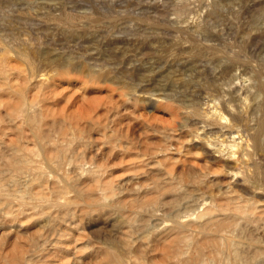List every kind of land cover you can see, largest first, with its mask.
<instances>
[{"label":"rangeland","instance_id":"374dc122","mask_svg":"<svg viewBox=\"0 0 264 264\" xmlns=\"http://www.w3.org/2000/svg\"><path fill=\"white\" fill-rule=\"evenodd\" d=\"M175 1L179 3H176ZM238 1L241 3H239ZM238 1L237 0H216V1L215 0H0V65L2 64L3 66V64L6 63L4 67L8 73L7 76L10 74V78L8 79L7 76H4L3 74L0 73V86H1L0 114L3 115L2 117H6L7 113L4 112H7L8 108H5L7 107V105H10L11 107H13L12 104L17 103L16 105H18L19 96L17 93L19 92L16 90L23 89V91L26 93L25 96L27 95L26 96L27 99L28 100L30 99L31 101H36L38 107H41L40 109L43 111L48 109L49 116L52 115L51 117L52 118L54 117L53 120H57V119L60 120V118H62L60 116L63 114L62 115L63 118H66L67 121L71 124V126H73L74 125L73 123L76 122L78 125L77 124L75 125H77V127H79V129L84 133L86 139L87 140L89 139L88 140L89 143L87 147L82 148L81 151H79L78 156L79 158H81V160L78 158V161L81 163V167L83 169L86 168L88 169L89 168L88 166L90 165H91L90 168L91 167L94 168L96 166V168L94 169H96L101 174V176L103 177L102 179H104L103 180L104 182L106 180L112 182L114 187H116V189L119 192L121 190L122 193L120 192V194L123 195L120 194L119 195L122 196L121 199L123 198L124 200L122 201L124 202H127L128 199L129 201H131V199L132 200L135 199V196L137 197V195H134L136 191L135 189L139 191L140 189L142 190V188L145 187L147 188L152 187V184L154 185V183L156 182L155 178L157 181H160L163 184L165 181L167 182V180L169 182L170 179H172L173 182L175 183L176 175L177 178H180L183 175L185 178H189L188 177L189 174L192 177L193 176L197 177V181L199 178L200 179L202 178L201 181L199 179V182H203L202 184L197 182L199 183L198 184L199 187L195 183L196 185L195 188H193V191H192V187H194L193 184L194 182L192 183L191 180H190V184L189 181L188 182L185 181L186 183L185 184L183 183L184 186L179 182H176L175 184L178 188L177 192L179 191V193L177 194L176 191H173L171 192L173 194V197L172 194L171 195L167 194V196L165 195L166 197L163 196V198L161 197V201H162L160 205L161 207L160 206L158 207V209L160 210L157 209L155 211L153 208L154 211L152 213H151L152 210L151 206L146 207L145 209L147 210L143 209L142 213H141V209H138L137 211L126 209L131 213L136 212L137 215L135 213L131 214L127 211L126 213L128 215H126L125 212H120L121 210L120 209L118 210V207H115L114 210L112 207L105 206L106 208L105 207L103 208L102 206L101 208L98 207V210L97 208L94 209V211L91 212L92 214L89 213L88 215V214H82L79 210L80 207L78 208L75 207V209L73 208L72 214L70 216L72 218H70L69 216H65L66 218L64 219L63 218L64 213H62V211L59 210L57 212V214L59 212L60 214L62 213L60 216L59 214L58 215L56 214V210H52L50 213L53 214L51 216L53 217V219H55V221L52 222L56 224L55 230L57 231V234L56 236L50 237L53 242H51L52 244L50 243L49 245V247L52 246L50 247L51 249L49 248L50 251H47L49 253L46 252L47 254H44L38 259H36L38 261L41 259L39 262L37 261L38 263L36 262V264H79V262L80 264H91V263L94 264L93 262H90L91 254H93L97 250L109 248L110 246H113L114 249L119 253H123L126 255L127 253L125 251L124 246L117 243L118 241L122 240L121 239L122 237L124 239L125 236H123V234L124 235L127 234L126 237L129 240L134 238L133 236L136 235L135 236L136 238L132 239V241H136L133 244V249L134 251H136L135 252L136 254L139 253L138 250H135L139 248L137 247L138 243H139L138 246L140 245L141 246L140 248H143L142 250H144V248L153 250L154 248L153 244L154 245L157 244L156 237L159 236L160 233L165 232L168 229V227L171 228L175 227L176 222L178 223V221H182V219L184 218L187 219L186 217H195L194 215L199 213L198 212L199 210L202 212L205 206H207V204H211L214 200L215 203L217 201L219 204L220 203L219 198H221V194L226 191L231 192L232 193L231 195L243 196V197L245 196L244 197L245 199L251 197V199H253V201L256 203V206L259 205L260 207H262V209L264 208L263 207L264 206L263 203L264 202V192H263L264 191V155L261 152L256 151L254 146V135L256 132L255 130L257 129L259 122L263 119V112L258 111L257 114H255V112L254 113L251 112L253 107H255L258 103L260 104L263 103L264 101V0H245V1L238 0ZM221 4L223 7L221 6ZM175 6L176 8H174ZM179 6L182 7L178 8ZM184 6L186 7L183 8ZM207 10H209L208 11L209 13L207 12ZM175 12L181 18L178 17L176 14H174ZM204 12L206 15L204 14ZM186 14L187 15L189 14L190 16L189 15L187 16ZM186 16L188 18L187 20L184 19L186 18ZM170 17L177 19L178 23L177 20L175 19L172 20ZM72 18L74 21L73 27H71L72 25L68 21V20H72ZM184 21L185 22L188 21L190 22V24L188 25L186 24L188 22L185 23ZM195 22L201 24L205 28L204 33L202 32L199 34H195L191 31V28L195 25ZM192 24L193 26H191ZM185 27L188 28V30L190 31H188ZM43 58L45 60L47 58H52V60L55 59V62L47 63ZM70 59L72 60L71 62ZM67 62H70V64L75 65V66L71 65V68L73 66L74 69L73 68L70 69L69 68L70 66L68 67ZM55 63L57 64L54 65ZM179 63L180 65L178 66ZM169 64H171L172 66ZM6 65L7 66L9 65L8 68L6 67ZM75 67L77 68L76 70ZM179 67L181 71L180 69L178 70ZM231 68H233L232 71ZM146 71L150 72L151 74H148V72ZM176 73H178L179 75H176ZM136 74L137 76H135ZM101 75H104L105 77ZM150 75L151 76L153 75V77H151ZM169 77H170L169 80H171V82L168 80ZM154 78H156V80ZM25 79L28 81H26ZM138 79L140 80L139 82L137 81ZM182 79L184 80V82H181L183 81ZM44 80L49 85L48 86L46 83H44L48 86L47 88L43 87L46 88V91H44L45 89L41 88L42 87L41 85L44 82ZM190 80H191V84L189 82ZM32 82H34L35 84ZM37 82L38 83L41 82V83L38 85ZM4 83H6V85ZM23 83H26V85ZM130 84L136 86L134 90L138 91L137 95L139 93L142 95L143 99H145L146 102H144V105L143 102L142 104L140 103L142 105L141 106L140 104H138V102L136 103L134 101V98L136 96L133 92H131L132 90H129L131 89L132 86ZM145 85L146 87L147 85H149L147 87L148 89H145L146 88ZM187 86L189 87L187 88ZM126 87L128 88L126 89ZM189 88L191 89V92ZM40 90L42 91V94ZM131 94L132 97L134 96L135 97L132 98L130 96ZM156 94L157 96L162 95V97L163 96L169 97L170 99L173 100L174 103L176 102V104L170 105L168 104L167 101L165 103V101H163L165 99L163 98H161L163 99L161 103L150 100L149 96H153ZM11 95L14 96L12 97ZM173 95H175V97ZM10 97H12L13 101L14 100L15 101L14 102L12 100L10 101ZM152 98L155 99L157 97L153 96ZM65 99L68 101H66ZM77 100L79 101L77 102ZM193 101L200 103L199 107L201 106L200 107L201 110L200 109L199 110L201 112L203 109L205 113H208L209 111H216L217 113H220L223 117V121H225L223 123V126H226L224 127L226 129L216 130L215 128L209 127L206 123H204L206 124L204 126L201 125L203 123L195 124L196 122L192 118H191L192 120L190 118L187 119L188 124L187 126H185L186 129L185 127L182 128V124H184V121L181 114L184 112V110H182L183 112L182 111L178 112L175 110L176 109L175 107L181 105V103L183 104L185 102L186 104H190ZM72 103L74 104V106ZM149 103L151 105H149ZM43 104H45L46 106ZM42 106L43 107L45 106V108L42 109L43 108ZM248 109L250 110L248 111ZM49 112H51L52 114ZM178 113L180 116L178 115ZM251 113H253V115H251ZM64 114H66L67 116L65 115L64 117ZM70 114L71 116H73L72 118L70 117ZM49 122H51V118L49 119ZM50 124L51 123H49V125ZM191 124L193 127L190 130ZM81 127H83L84 129ZM201 128H203V130H201ZM196 129L200 130L201 132ZM192 130L194 132L191 134ZM224 131H226V133H224ZM229 131H231V134L229 133ZM154 132H156V134ZM197 132H199L198 136L200 135V137H196L195 134ZM161 134L165 136H161ZM171 134L173 137L171 136ZM169 136H171L172 139H175L176 137L177 138L180 137V138L175 139L176 143L175 140L172 139H171L172 141L170 140L171 143H169ZM194 136L196 139H194ZM263 136L264 135H262V139L264 140ZM161 137H163V139ZM164 137H166L165 139L168 140V143L164 139ZM232 137H234L235 139H232ZM191 138L192 140H190ZM126 140H128V142ZM178 140L179 142L177 144ZM182 140H185L184 141L185 143H182L183 142ZM208 140H210V142ZM213 140L216 141V143ZM147 141H149L150 143ZM222 141L225 142L222 143ZM204 142H206V144ZM207 142L209 143L207 144ZM217 142L219 144H217ZM158 143L161 144V145L159 144L161 147L163 148L166 147L165 148L166 150H164L162 154H160L161 151H158L160 147ZM174 143L175 145L177 144L176 149L173 148L175 146ZM179 143H181L184 148V150H182L183 155L181 153L180 156L177 152L179 148L178 145H180ZM131 144H133L134 146ZM213 144L214 145L217 144V145L212 146ZM153 145L154 147H152ZM202 145L205 147H202ZM232 145L233 146L235 145V147H232ZM126 146L127 147L131 146L132 150L130 148H127ZM206 146L207 147L209 146L208 147L209 149ZM210 146H212L213 148L215 147L216 151H218L219 148L220 149L219 151L224 152L225 149V153L221 154L220 152L219 155V153H215L214 149ZM122 147L126 149H123ZM221 147H223L222 150ZM243 147H246V149ZM142 148L143 150H141ZM185 148L188 150L186 151ZM236 148L240 151H238ZM145 149L146 152H148V154L155 153L154 155H158L156 156L157 158L150 157V155H145L146 154ZM148 149H150L152 152L150 153L149 152L150 150L148 151ZM210 149L213 150L211 151ZM230 150L234 152H231ZM246 150L248 151L246 152ZM235 151H237V153L239 152L241 155L240 154L238 155ZM135 153L136 155H134ZM233 153L237 154V155L235 154L237 156V157L235 156L236 158H239V156L240 158L243 157L250 158V160L248 161L246 158L245 161L246 166L248 165L247 171H249L250 173L247 171L243 172V176H242L241 172L243 170L241 169H240L241 174L237 173L239 171L238 169H236L237 165L235 162L237 159L230 157V155ZM214 154L216 156L218 154L219 156L216 157ZM185 155L187 156V158ZM133 156H135L136 158H140V157L141 158L138 161V159L136 160V158L134 157L135 159L133 158L134 159L133 160L132 159ZM161 156L163 159H161ZM167 156L168 157L170 156L171 159L177 158L176 162L174 164L171 163V161H169V163L161 162V160L164 161V158H167ZM221 156H225V160L224 157ZM159 157H160V162H158ZM178 158H180L179 160L180 162L178 161ZM182 158L184 160H182ZM219 158H222V160ZM153 159L154 160L157 159V161L155 162ZM134 161L135 162L138 161L137 164H135ZM144 161H146L147 164L150 163V165H145L146 163ZM185 161L186 163H184ZM188 162L189 164H187ZM170 163L174 165L170 168V170L172 171L173 174L176 173V175L174 174L172 176V174L166 175V173H164V171L171 166ZM180 163L182 164V166L179 165L180 166L179 167L178 164ZM185 164L186 166L184 167L183 165ZM161 165L163 166V168ZM193 165L194 166L196 165L195 168ZM230 165H233V168H231L232 166ZM155 167L157 169H155ZM199 167L200 170H198ZM132 168L134 169L132 170ZM140 168L144 171H139ZM188 168L190 169L188 170ZM66 169H68V167H66ZM151 169H153L154 171H152ZM72 170L73 169H71V172L69 170V172L72 181H74L77 178L76 177L77 174L75 171H73L74 172L73 173ZM134 170L135 172H133ZM190 170H193L194 174ZM158 171L160 172L159 174ZM198 171H200V173H198ZM202 172L206 174V175L204 174V177ZM161 174L163 176H161ZM256 174L259 175L257 176ZM134 175L136 176V178ZM164 175H166V177L168 176L167 179H165ZM139 176L142 178H139ZM171 176L172 177L175 176L174 179ZM232 176L235 178H233ZM245 176L247 177L249 176L248 178L251 177L254 178V180L257 181L256 183H259V185L256 184L255 188L250 187L248 183L245 182L244 179ZM204 178L206 179L204 180ZM152 180L155 182H153ZM138 182L140 183V185ZM168 182L166 184H168ZM81 183H84V181ZM174 183L172 184L175 186ZM178 183L180 184L179 186L180 188L178 187L179 185ZM187 183L189 185H187ZM205 183L206 185L204 186L203 184ZM214 183H216V185ZM221 184H223L221 188L224 189L220 193L217 189H220ZM84 185L86 184H83V186ZM207 185L210 187V189H212V191L210 190L209 192L210 194L208 193L209 187L207 188L206 187ZM228 186H230V188L227 190L226 187L228 188ZM212 187H215L216 190L215 188ZM187 188L190 189L189 190L190 192L188 191ZM206 188L208 191L206 190ZM214 190L217 192H215ZM75 191L76 190L69 189L70 192L69 196H72L73 194L72 197H75L77 193V191L76 192ZM247 194H249L250 196ZM182 195H184V197ZM214 195H216L215 198H213ZM169 196H171L170 199ZM223 196L221 198V200L223 201L220 200L223 203L220 204H224L226 202ZM174 197L177 198L175 199ZM211 197H212V201H211ZM115 198H113V200H115ZM179 198H181V201ZM125 199H127V201ZM162 199H164L165 202ZM166 202H168V205L166 204ZM169 202H171L174 208ZM149 207L151 208V210ZM260 207L258 208V210H260ZM148 209L150 210L151 214H149ZM262 209L260 211V216L261 214L264 215V213H261L262 211L264 212V209L263 210ZM144 211H146V213ZM195 211L197 212L196 214ZM165 212L166 213L168 212L169 214H166ZM75 213H77L79 216L77 214L75 215ZM176 214L178 215V217H176L177 216ZM129 215L132 218L134 216L135 217L133 218V221L131 223L127 224V220L130 217ZM165 215L166 216L172 215L171 217L168 216V218L170 217L173 219L170 220L169 218L167 221L166 220L167 218L164 217L165 219L162 221L161 220L163 218L162 216ZM263 215L261 217H264ZM58 216L60 217V219ZM149 216H154V217L150 218ZM22 217L24 219L27 218L24 216ZM23 218L21 219L23 223L21 221L19 222L16 221L15 224L17 225L18 228L22 227L21 229L24 232L25 231L27 232L25 234L27 237H23V240H18V241L23 242L24 238H26L25 240H27V238H29L28 237L29 235L30 238L32 239L35 238V240H40L41 238L42 240L51 233V231L49 233L50 229L48 230L49 228L48 227L49 224L47 225L48 222L44 221L45 219H43L42 217H41L42 219H40V217L37 219V217L35 216L36 219H34L33 217V220H29V221H27V219H31V218H27L25 221ZM119 218H122V220ZM1 219L2 218L0 217V221ZM175 219L176 221H174ZM103 221L106 222L103 223ZM165 221L168 224L165 223ZM238 221H241V219L240 220L238 219ZM20 222L24 226L22 225L19 226L18 224ZM37 222L40 223L38 224ZM44 222H46L47 226L45 225ZM60 222L62 224V227L59 228V226H61ZM57 223L59 224V226ZM15 224L11 222L6 223L4 225V227H6L4 229L5 231H3L2 233L5 234L6 232L8 233V231L16 227ZM40 224L41 226H39ZM108 224L109 225L111 224L112 226L111 225L109 226ZM172 224L173 226H171ZM156 225L158 227H155ZM72 226L73 228L75 227L74 229L76 231L72 229ZM263 226L264 223H261V226L259 225L258 229L260 231H263L264 230ZM8 227L10 230L8 229ZM163 227H166L167 229L166 228L163 229ZM239 227L240 228L243 227V229L245 230L239 229ZM239 227L235 231V238H234L235 246L239 247L240 249L244 248L243 250H245V247H247L248 248L247 250L251 252V248L253 249L254 248L253 246L255 245L256 247L257 246L261 247L257 249L263 250L264 252V249H262L264 248V234H262V232H260L258 229L257 230L255 229L257 232L256 234L251 232L254 230V228L250 229L252 227L251 226L248 227L245 224H241ZM159 229H161L162 231ZM111 230L112 232H110ZM158 230L161 232L158 233L159 232ZM240 230L244 231L243 233L245 234L243 236H241L243 233L241 234L242 231ZM66 231L68 234H66ZM77 231L79 235L77 234ZM126 231L128 232L124 233ZM238 231L240 232L238 233ZM250 232L251 234H249ZM116 233L119 234L118 237L116 236L117 239L119 238L118 241L114 237ZM237 233L240 235H237ZM129 234L131 236L132 234L134 235L130 238ZM57 235L59 237H57ZM153 235L155 236V239ZM247 235H249L250 237H248ZM77 236H80L79 237L80 239H78ZM61 237L63 240L64 238L65 239L67 237L68 238L66 239V241L65 240L63 241L60 239ZM240 237L243 240L240 239L239 242L238 239ZM246 237H248L249 239ZM73 239L75 240V242ZM13 240L14 239L8 240L9 242L7 241L5 246H3V248L0 247V250L1 249L4 250V251L2 250L1 253L3 252L5 254H14V252L17 253L16 251L19 252L21 245L16 239L15 240L18 242V244L15 240L14 241ZM137 240H139V242ZM250 240L252 243H250ZM256 240L258 243L255 244ZM123 242L124 240L121 241V244ZM161 242L162 241L158 243L159 247H161V251L159 249L157 252L156 251L151 252L152 254L155 253L153 254L154 256L148 253V251L150 252V250H148L146 256L145 254L144 256L142 254H140L142 256L137 254L138 257H136L137 255L133 251H131L132 253L130 254V256L128 255L127 257L131 258V256L135 254L134 257H132L133 260H135L136 257V259L138 258L139 261L141 260L140 262L142 261L148 262L150 261L149 258L151 259L152 256L159 264L163 261V258L161 256V254L163 253L162 250L164 251L165 246H167V244ZM241 242L242 243L244 242V244H241ZM151 243L153 244L151 245ZM246 243L247 245L244 246ZM63 245H65L66 247H63ZM148 245L149 247L150 246L151 247L149 248ZM248 245L250 246V248L248 247ZM57 246H61V247H57ZM257 249L256 248L253 249L254 253L255 251H257ZM50 252H52L53 254ZM254 253L252 251V254H250V256L252 257ZM209 255L210 254L208 253L206 254L207 256V257L205 256L206 259L209 258ZM245 256L246 257L244 258V260L250 257L248 254ZM100 260L103 261L104 258L99 259L98 262ZM247 262H248L247 264H256L257 261H255V263L251 261L250 263V260L247 259ZM1 264L3 263L1 262ZM240 264H246V262L244 261L243 263Z\"/></svg>","mask_w":264,"mask_h":264},{"label":"bare ground","instance_id":"6f19581e","mask_svg":"<svg viewBox=\"0 0 264 264\" xmlns=\"http://www.w3.org/2000/svg\"><path fill=\"white\" fill-rule=\"evenodd\" d=\"M216 1V0H215ZM238 1V0H237ZM242 1V0H241ZM245 1V0H244ZM176 2V1H175ZM187 2V1H186ZM222 2V1H221ZM219 2V3H221ZM229 2V1H228ZM239 2V1H238ZM176 3H179V2H176ZM175 3V4H176ZM193 3V2H192ZM191 3V4H192ZM203 3V2H202ZM241 3V2H239ZM6 5V4H5ZM177 5V4H176ZM188 5V4H187ZM186 5V6H187ZM231 5V4H229ZM240 5V4H239ZM183 6V5H182ZM182 6H179L178 8L182 7ZM186 6H184L183 8H185ZM202 6V5H201ZM222 6V4H221ZM2 7V6H1ZM6 7V6H5ZM192 7V5H191ZM204 7V6H203ZM207 7V6H206ZM223 7V6H222ZM231 7V6H230ZM253 7V6H252ZM176 8V6L174 7ZM188 8V7H187ZM186 8V9H187ZM218 8V7H217ZM248 8V7H247ZM189 9V8H188ZM183 10V9H181ZM190 10V9H189ZM205 10V9H204ZM249 10V9H248ZM180 11V10H179ZM191 11V10H190ZM209 10H207L208 12ZM182 12V11H181ZM206 12V11H205ZM204 12V14H205ZM180 13V12H179ZM183 13V12H182ZM203 13V12H202ZM209 13V12H208ZM174 14H176L178 16V14L175 12ZM190 14V13H189ZM188 14V15H189ZM211 14V12H210ZM213 14V13H212ZM215 14V13H214ZM173 15V14H172ZM171 15V16H172ZM180 15V14H179ZM183 15V14H182ZM185 15V13H184ZM187 15V14H186ZM187 15V16H188ZM206 15V14H205ZM218 15V14H217ZM184 18L185 20H187L188 18ZM190 16V15H189ZM199 16V15H198ZM213 16V15H212ZM215 16V15H214ZM221 16V14H220ZM173 17V16H172ZM180 17V16H178ZM171 18V17H170ZM181 18V17H180ZM190 18V17H189ZM194 18V17H193ZM209 18V17H208ZM172 20L175 19V18H171ZM195 19V18H194ZM206 19H207V16H206ZM177 20V19H175ZM182 20V19H181ZM193 20V19H192ZM69 23H71V27H73V18L72 20H68ZM174 22V21H173ZM185 22V21H184ZM188 22V21H186ZM185 22V23H186ZM194 22V21H193ZM198 22V20H197ZM204 22V21H203ZM202 22V23H203ZM172 23V22H171ZM177 23H178V20H177ZM192 23V22H191ZM174 24V23H173ZM186 24H190V22L186 23ZM75 25V24H74ZM179 25V24H178ZM185 25V24H184ZM76 26V25H75ZM74 26V28H75ZM83 26V25H82ZM170 26V25H169ZM186 26V25H185ZM193 26V24L191 25ZM70 27V28H71ZM178 27V26H177ZM189 27V26H188ZM186 28V27H185ZM180 29V28H179ZM188 30V28H186ZM190 31V30H188ZM191 31L195 34H199V33H204L205 31V28L199 24V23H196L195 22V25L191 28ZM71 32V31H70ZM66 33V32H65ZM66 35V34H65ZM205 35V34H204ZM199 36V35H198ZM70 40V39H69ZM262 48V47H261ZM34 51V50H33ZM44 52V51H43ZM49 53V52H48ZM10 55V54H9ZM20 55V54H19ZM44 56V55H43ZM42 56V57H43ZM61 56V55H60ZM50 57V56H48ZM46 58V57H45ZM44 59V58H43ZM172 59V58H171ZM45 60V59H44ZM173 60V59H172ZM72 60L70 59V62ZM234 61V60H233ZM45 62L47 63H54L55 62V59L52 60V58H47L45 60ZM61 62V61H60ZM70 62H67V65L70 69L73 68V64H70ZM195 63V62H194ZM6 64V63H5ZM2 66V64L0 65V73L3 74L4 76H7V71L4 67V65ZM57 63H55L54 65H56ZM162 64V63H161ZM190 64V63H188ZM192 64V63H191ZM231 64V63H230ZM48 65V64H47ZM53 65V64H52ZM71 65L72 68H71ZM171 65V64H169ZM180 65V63L178 64V66ZM185 65V64H184ZM9 66V65H8ZM8 66L6 65V67L8 68ZM60 66V65H58ZM172 66V65H171ZM190 66V65H189ZM192 66V65H191ZM233 66V65H232ZM162 67V66H161ZM170 67V66H169ZM168 67V68H169ZM84 68V67H83ZM87 68V67H86ZM154 68V67H152ZM151 68V70H152ZM158 68V67H157ZM174 68V67H172ZM184 68V67H183ZM182 68V69H183ZM230 68V67H229ZM63 69V68H62ZM67 69V68H66ZM74 69V68H73ZM77 68L75 67V70ZM90 69V68H89ZM149 69V68H148ZM161 69V68H160ZM165 69V68H164ZM177 69V68H176ZM180 69V67L178 68V70ZM185 69V68H184ZM233 68H231V71H232ZM86 70V69H84ZM147 70V69H146ZM69 71V70H68ZM149 71V70H148ZM146 71V72H148ZM162 71V70H161ZM164 71V70H163ZM181 71V69H180ZM183 71V70H182ZM195 71V70H194ZM93 72V71H92ZM155 72V71H153ZM202 72V71H201ZM200 72V73H201ZM96 73V72H95ZM159 73V72H158ZM166 73V72H165ZM183 73V72H182ZM181 73V74H182ZM146 74V73H145ZM148 74H151L150 72H148ZM172 74V73H171ZM91 75V74H90ZM141 75V74H140ZM147 75V74H146ZM155 75V74H154ZM159 75V74H158ZM164 75V73H163ZM176 75H179L178 73H176ZM200 75V74H199ZM39 76V75H38ZM94 76V75H93ZM101 76H104V75H101ZM137 76V74L135 75ZM149 76V75H148ZM151 76V75H150ZM172 76V75H170ZM192 76V75H191ZM8 79L10 78V74L7 76ZM40 77V76H39ZM95 77V76H94ZM105 77V76H104ZM141 77V76H140ZM146 77V76H145ZM153 77V75L151 76ZM161 77V76H160ZM178 77V76H176ZM180 77V76H179ZM183 77V75H182ZM28 79V78H27ZM43 79V78H42ZM142 79V78H140ZM148 79V78H147ZM152 79V78H151ZM156 80V78H154ZM170 79V77L168 78V80ZM184 79V78H183ZM182 79V80H183ZM26 80V79H25ZM24 80V82H25ZM34 80V79H33ZM47 80V79H45ZM42 83V87H48L49 85L45 82ZM124 80V79H123ZM3 81V80H2ZM10 81V80H9ZM8 81V82H9ZM28 81V80H26ZM37 81V80H36ZM39 81V80H38ZM138 82L140 81L139 79L137 80ZM154 81V80H153ZM171 82V80H169ZM186 81V80H185ZM6 82V81H5ZM11 82V81H10ZM9 82V83H10ZM144 82V81H143ZM146 82V81H145ZM148 82V81H147ZM152 82V81H150ZM181 82H184L181 81ZM187 82V81H186ZM190 84H191V80L189 81ZM7 83V84H9ZM34 83V82H32ZM31 83V84H32ZM38 83V82H37ZM36 83V84H37ZM41 83V82H40ZM38 83V85L40 84ZM46 83V84H44ZM142 83V82H141ZM6 85V83H4ZM26 85V83H23ZM28 84V82H27ZM35 84V83H34ZM124 84V83H123ZM137 84V83H136ZM139 84V83H138ZM144 84V83H143ZM176 84V83H175ZM189 84V85H190ZM194 84V83H193ZM192 84V85H193ZM2 85V84H1ZM52 85V83H51ZM132 85V84H130ZM54 86H55V83H54ZM133 86V85H132ZM131 86V89L129 90H132L131 92H133L135 94V98L132 97V94L130 95L132 98H134V101L138 104H142L143 102V105H144V102L145 99H143L142 95L138 93L137 95V92L136 90H134V88L136 86H133L132 88ZM149 85H147L148 87ZM186 86V85H185ZM195 86V85H194ZM1 87V86H0ZM32 87V86H31ZM124 87V86H123ZM129 87V86H128ZM126 87V89L128 88ZM146 87V85H145ZM144 87V88H145ZM145 88V89H148V88ZM189 86H187L188 88ZM21 88V87H20ZM28 88V87H27ZM34 88V87H33ZM46 88H43L45 89L44 91H46ZM55 88V87H54ZM70 88V87H69ZM68 88V89H69ZM138 88V86H137ZM25 89V88H24ZM78 89V88H77ZM76 89V90H77ZM173 89V88H172ZM190 89V88H189ZM21 89H17L16 91H18L19 93L18 96H19V100H18V105L16 104H12L14 101H13V96L15 95H11L12 97H10V101L12 100L13 102L11 103L13 105V107H11L10 105H7V107L5 108H8L7 109V112H4V113H7L6 114V117H2L3 115L0 116V217L2 218L0 223H1V226H0V247L3 248V246H5L6 242L10 239H16L17 241L18 240H23V237H27L25 234L27 233L26 231L24 232L20 227L18 228L17 225L15 224L16 221H21V219L23 218L22 216L24 217H27V218H31V219H27V218H23L24 221L27 219V221L29 220H33V217L34 219L35 216L37 217V219L40 217V219H45L44 221H47V225L49 224V233L51 231V233L44 239L41 240H35V238H30V235L28 236L29 238H27V240H25L26 238H24V241L21 242V241H18L19 244L21 245V248L18 251H16L17 253L14 252V254H5V253H1V251L3 249L0 250V264L1 262L3 264H36V262L38 260L39 257H41L42 255L44 254H47L49 252L47 251H50L49 248L52 247L50 245L52 241V239L50 237H53V236H56L57 234V231L55 230V223H53L52 221H55V219H53V217L51 215L50 212L52 210H56V214L57 212L60 210L62 211V213H64V219L66 218L65 216H71L72 214V210L73 208L75 209L80 207V212L82 214H88L91 213L92 211H94V209L97 208L98 210V207H102L103 208L106 206L108 207H112L113 209L115 207H118V210L120 209L121 211L120 212H125L127 210H135L137 211L138 209H141V213L143 211V209H145L146 207L148 206H151L152 207V210H151V213L155 210L158 209V207L161 205V197L163 198V196H167V194L171 195L173 191H176L178 190L177 186H176V182H179L180 184L183 185V183L185 184L186 182L189 181V184H190V180L192 181V183L194 184V187H192V191H193V188H195V185L199 183H203V182H199V179L197 181V177H192L190 176L188 173V177L189 178H185L184 175L180 178H177V175L176 173H174L176 175V182L174 183L172 179L167 180L168 184H166L167 182L165 181L164 184L160 181H157L156 178H155V182L154 185L152 184V187H145V188H142V190L140 189L139 191L137 189H135V193L134 195H137V197L135 196V199H131V201H127V199H125L127 202H124L122 200H124L123 198L121 199L122 196L120 195H123V194H120V192L116 189V187H114L113 183L112 182H109L106 181L104 182L102 179L103 177L101 176V174L94 168H96V166L93 168L90 166H88L89 168L87 169H83L81 167V163L78 161V158H79V151H81L82 148H86L87 145H88V140L86 139V137L84 136V133L79 129V127H77V123H73L74 125L71 126V124L67 121L66 118H63V114L60 116L62 118H60V120H53V118L51 117L52 113L49 116L48 114V109L43 111L41 110L40 108L41 107H38V104L36 101H30L27 99V95L25 96V92L23 91V89L21 91H19ZM26 90V89H25ZM53 90V89H52ZM72 90V89H71ZM79 90V89H78ZM77 90V91H78ZM83 90V89H81ZM6 91V90H5ZM15 91V89H14ZM41 91V90H40ZM75 91V90H74ZM11 92V91H10ZM31 92V91H30ZM49 92V90H48ZM59 92V91H58ZM81 92V91H80ZM129 92V91H128ZM141 92V91H140ZM190 92H191V89H190ZM14 93V92H13ZM53 93V92H52ZM76 93V92H75ZM143 93V92H142ZM41 94H42V91H41ZM45 94V93H44ZM47 94V92H46ZM49 94V93H48ZM109 94V93H108ZM133 94V95H134ZM146 94V93H145ZM161 94V93H160ZM254 94V93H253ZM52 95V94H51ZM141 95V96H140ZM144 95V94H143ZM159 95V94H158ZM176 95V94H175ZM175 95H173L175 97ZM84 96V95H82ZM129 96V97H130ZM145 96V95H144ZM155 96L157 98L153 99L152 97ZM153 96H149L150 97V100L152 101H156V102H162L166 101L168 102V104L172 105V104H176V102L174 103L172 99H170L169 97H165L162 95L159 97L156 95H153ZM200 96V95H199ZM43 97V96H42ZM55 97V95H54ZM77 97V96H76ZM130 97V98H131ZM142 97V98H141ZM12 98V99H11ZM18 98V97H17ZM35 98V96H34ZM131 98V99H132ZM148 98V97H147ZM146 98V99H147ZM163 98V99H161ZM4 99V98H3ZM38 99V97H37ZM44 99V98H43ZM69 99V97H68ZM149 99V98H148ZM16 100V102H17ZM66 100V99H65ZM117 100V99H116ZM177 100V99H175ZM263 100V99H262ZM1 101V100H0ZM3 101V100H2ZM68 101V100H66ZM74 101V100H73ZM79 100H77L78 102ZM133 101V102H134ZM148 101V100H147ZM192 101V99H191ZM260 101V100H258ZM76 102V101H75ZM121 102V101H120ZM134 102V103H135ZM149 102V101H148ZM151 102V101H150ZM155 102V103H156ZM69 103V102H68ZM88 103V102H87ZM93 103V102H92ZM181 103V102H180ZM179 103V104H180ZM2 104V103H1ZM9 104V103H8ZM73 104V103H72ZM91 104V103H89ZM107 104V103H106ZM137 104V105H138ZM140 104V105H141ZM146 104V103H145ZM158 104V103H157ZM199 102H196V101H193L191 102L190 104H186L185 102L181 105H178L176 106L175 110L178 111V112H181L182 110H184V112L181 114L182 115V118H183V121H184V124H182V128H184L185 126H187L188 124V118H192L196 123L195 124H198V123H203L201 125H208L209 127L211 128H215L216 130H223V129H226L224 127L226 126H223V123L225 121H223V117L220 113H217L216 111H209L208 113H205L202 109V113L200 110V107H199ZM249 104V103H248ZM256 104V103H255ZM5 105V104H4ZM15 105V106H14ZM42 105V104H41ZM40 105V106H41ZM45 105V104H43ZM51 105V104H50ZM80 105V104H79ZM139 105V106H140ZM149 105H151L149 103ZM167 105V104H166ZM46 106V105H45ZM45 106L42 108L44 109ZM72 106V105H71ZM74 106V104H73ZM82 106V105H81ZM84 106V105H83ZM92 106V105H91ZM142 106V105H141ZM175 106V105H174ZM173 106V107H174ZM61 107V106H60ZM80 107V106H79ZM249 107V106H248ZM73 108V107H72ZM247 108V107H246ZM245 108V109H246ZM58 109V108H57ZM76 109V108H75ZM78 109V108H77ZM80 109V108H79ZM200 109V110H199ZM244 109V110H245ZM64 110V109H63ZM70 110V109H69ZM73 110V109H72ZM82 110V109H81ZM80 110V111H81ZM87 110V109H85ZM250 109H248L249 111ZM60 111V110H59ZM258 111H261L263 112V119L259 122L258 124V127L257 129L255 130V135H254V146H255V149L256 151H259L261 152L263 155H264V140L262 139V135H264V101L263 103H258L255 107H253V109L251 110V112H255V114H257ZM54 112V111H53ZM63 112V111H61ZM58 113V112H57ZM69 113V112H68ZM85 113V112H84ZM105 113V112H104ZM253 113H251V115H253ZM72 114V113H71ZM70 114V117L72 118L73 116H71ZM88 114V113H87ZM86 114V115H87ZM103 114V113H102ZM241 114V113H240ZM250 114V113H249ZM248 114V115H249ZM66 114H64V117H65ZM101 115V114H100ZM179 115V113H178ZM67 116V115H66ZM97 116V115H96ZM134 116V115H133ZM180 116V115H179ZM247 116V115H246ZM69 117V115H68ZM156 117V116H155ZM225 117V116H224ZM241 117V116H240ZM51 118V122H49V119ZM181 118V117H180ZM179 118V119H180ZM56 119V118H55ZM74 119V118H73ZM191 119V120H192ZM225 119V118H224ZM254 119V118H253ZM257 119V118H256ZM72 120V119H71ZM76 120V118H75ZM78 120V119H77ZM175 121H178V120H175ZM190 121V120H189ZM80 122V121H79ZM78 122V123H79ZM128 122V121H127ZM237 122V121H236ZM49 123H51L49 125ZM112 123V122H111ZM121 123V122H120ZM206 123V124H204ZM77 124V125H75ZM87 124V123H86ZM92 124V122H91ZM95 124V123H94ZM93 124V125H94ZM124 124V123H123ZM172 124V123H171ZM48 125V126H47ZM76 126V127H75ZM80 126V125H79ZM126 126V125H125ZM190 126V125H189ZM198 126V125H196ZM92 127V126H91ZM192 124H191V127H190V130L192 128ZM206 127V126H205ZM246 127V126H245ZM83 128V127H81ZM116 128V127H115ZM210 128V129H211ZM233 128V127H232ZM84 129V128H83ZM186 129V127H185ZM195 129V128H194ZM193 129V130H194ZM228 129V128H227ZM231 129V128H230ZM237 129V128H236ZM87 130V129H86ZM173 130V129H172ZM192 130L191 134L194 132ZM198 130V129H196ZM201 130H203V128H201ZM213 130V129H212ZM104 131V130H103ZM142 131V130H141ZM187 131V130H186ZM200 131V130H198ZM205 131V129H204ZM211 131V130H210ZM228 131V130H227ZM245 131V130H244ZM116 132V131H115ZM201 132V131H200ZM114 133V132H113ZM112 133V134H113ZM156 134V132H154ZM165 133V132H163ZM167 133V132H166ZM171 133V132H169ZM198 133L197 132L195 135L196 137H200V135L198 136ZM206 133V132H205ZM224 133H226V131H224ZM229 133L231 134V131H229ZM228 133V135H229ZM97 134V133H96ZM126 134V133H125ZM174 134V132H173ZM176 134V133H175ZM180 134V133H179ZM223 134V133H222ZM110 135V134H109ZM158 135V134H157ZM213 135V134H212ZM10 136H13V137H10ZM134 136V135H133ZM160 136V135H159ZM161 136H165V135H162ZM172 136V134H171ZM169 136V143L170 140L172 139V137ZM180 136V135H179ZM232 136V135H231ZM124 137V136H123ZM176 137V136H175ZM181 137V136H180ZM178 137V138H180ZM185 137V135H184ZM187 137H190V136H187ZM186 137V138H187ZM226 137V136H225ZM235 137V136H234ZM234 137H232V139H235ZM264 137V136H263ZM92 138V136H91ZM163 139V137H161ZM166 137H164L165 139ZM168 138V137H167ZM177 138V137H176ZM175 138V139H176ZM177 138V139H178ZM203 138V137H202ZM228 138V137H227ZM96 139V138H95ZM119 139V138H118ZM117 139V140H118ZM157 139V138H156ZM159 139V138H158ZM175 139H172V140H175ZM182 139V138H181ZM184 139V138H183ZM194 139L195 136H194ZM200 139V138H199ZM206 139V138H205ZM211 139V138H210ZM168 143V140L165 139ZM171 140V141H172ZM192 140V138L190 139ZM217 140V139H216ZM220 140V139H218ZM227 140V139H226ZM225 140V141H226ZM128 142V140H126ZM145 141V140H144ZM183 142L182 143H185L184 141L185 140H182ZM189 141V140H188ZM196 141V140H195ZM207 141V140H206ZM210 142V140H208ZM214 141V140H213ZM225 141H222L225 142ZM231 141V139H230ZM234 141V140H233ZM249 141V140H248ZM119 142V141H118ZM149 142V141H147ZM153 142V141H152ZM158 142V141H156ZM179 140L177 141V144H178ZM181 142V141H180ZM207 142V144L209 143ZM212 142V140H211ZM216 143V141H214ZM219 142V141H218ZM217 142V144H219ZM221 142V141H220ZM126 143V142H125ZM133 143V141H132ZM140 143V142H139ZM150 143V142H149ZM165 143V142H164ZM163 143V144H164ZM175 143H176V140H175ZM174 143V145H175ZM190 143V142H189ZM206 144V142H204ZM157 144V143H156ZM160 143H158L159 145ZM162 144V142H161ZM160 144V145H161ZM176 144V145H177ZM180 145L177 152L179 154V156L181 155L182 153V150H184L183 148V145L181 143H179ZM203 144V143H202ZM212 144V143H210ZM216 144V145H217ZM96 145V144H95ZM115 145V144H114ZM118 145V144H117ZM122 145V144H121ZM130 145V144H129ZM133 145V144H131ZM145 145V144H144ZM155 145V144H154ZM154 145L152 147H154ZM157 145V146H158ZM159 145V146H160ZM168 145V144H167ZM166 145V146H167ZM170 145V144H169ZM176 145L173 147V148H177ZM193 145V144H192ZM198 145V144H197ZM216 145H212V146H216ZM113 146V145H112ZM134 146V145H133ZM151 146V145H150ZM156 146V147H157ZM172 146V145H171ZM187 146V145H186ZM185 146V147H186ZM210 146V147H212ZM219 146V145H218ZM120 147V146H119ZM127 147V146H126ZM145 147V146H144ZM169 147V146H168ZM189 147V146H188ZM202 147H205L202 145ZM207 147V146H206ZM209 147V146H208ZM207 147V148H208ZM220 147V146H219ZM231 147V146H230ZM232 147H235V145ZM115 148V147H114ZM123 148V147H122ZM127 148H130L131 149V146H128ZM133 148V147H132ZM148 148V147H147ZM158 148V147H157ZM166 148V147H165ZM165 148L163 147H159V150L158 151H161L160 154H162V152H164V150H166ZM213 148V147H212ZM223 147H221V150H222ZM229 148V147H228ZM246 149V147H243ZM108 149V148H106ZM123 149H126V148H123ZM168 149V148H167ZM171 149V148H170ZM186 149V148H185ZM209 149V148H208ZM215 153H219L220 155V152L219 151L220 149L218 148V151H216L215 147L213 148ZM213 149H210L211 151ZM227 149V148H226ZM237 149V148H236ZM249 149V148H248ZM84 150V149H83ZM112 150V149H111ZM132 150V149H131ZM134 150V149H133ZM143 150V148L141 149ZM150 149H148L149 151ZM188 149H186L187 151ZM238 150V149H237ZM85 151V150H84ZM172 151V150H171ZM175 151V150H174ZM205 151V150H203ZM207 151V150H206ZM231 151V150H230ZM240 151V150H238ZM242 151V150H241ZM245 151V150H244ZM248 150H246L247 152ZM86 152V151H85ZM126 152V151H125ZM124 152V153H125ZM132 152V151H131ZM135 152V151H134ZM140 152V151H139ZM142 152V151H141ZM150 153L152 152L151 150L149 151ZM154 152V151H153ZM157 152V151H155ZM227 152V151H226ZM231 152H234V151H231ZM237 153V151H235ZM108 153V152H107ZM143 153V152H142ZM145 155H150V157H156L158 155H154V154H148V152H146V149H145ZM185 153V152H184ZM212 153V152H211ZM222 153H225V149H224V152L222 151ZM236 153H233V154H229L231 158H236L237 154L239 155L240 153L238 152L237 154ZM249 153V152H248ZM81 154V153H80ZM109 154V153H108ZM187 154V153H186ZM209 154V153H207ZM236 154V155H235ZM92 155V154H91ZM129 155V154H128ZM136 155V153L134 154ZM141 155V154H140ZM143 155V154H142ZM183 155V153H182ZM188 155V154H187ZM215 155V154H214ZM217 154V156H219ZM225 155V154H224ZM241 155V154H240ZM138 156V155H137ZM144 156V155H143ZM171 156V155H170ZM169 156V157H170ZM186 156V155H185ZM216 156V155H215ZM213 156V157H215ZM216 156V157H217ZM236 156V157H235ZM81 157V156H80ZM83 157V156H82ZM135 156L132 157V159L134 158ZM167 156V158H164V161L161 160V162H168L171 161V163H175L177 158L171 159V157L169 158ZM177 157V156H176ZM211 157V156H210ZM221 157H224V160H225V156H221ZM136 158V157H135ZM134 158V159H135ZM141 158V157H140ZM140 158H136V160L138 159V161L140 160ZM147 158V156H146ZM157 158V157H156ZM187 158V156H186ZM240 158V156H239ZM236 158V169H238L236 172L238 174H241L242 173V176H243V172H246L247 171V166H246V158ZM81 160V158H79ZM133 159V160H134ZM161 159L162 156H161ZM211 159V158H210ZM214 159V158H213ZM222 160V158H219ZM229 159V158H228ZM85 160V159H84ZM135 160V161H136ZM144 160V159H142ZM154 160V159H153ZM180 160V158H178V161ZM182 160H184L182 158ZM187 160V159H185ZM217 160V159H216ZM227 160V159H226ZM230 160V159H229ZM233 160V159H232ZM250 160V158H247V161ZM105 161V160H104ZM135 164H137V162H135ZM149 161V160H148ZM151 161V160H150ZM155 162L157 161L154 160ZM153 161V162H154ZM231 161V160H230ZM235 161V159H234ZM85 162V161H84ZM96 162V161H95ZM114 162V161H113ZM146 164L145 165H150V163L147 164L146 161H144ZM158 162H160V157L158 158ZM180 162V161H179ZM214 162V160H213ZM217 162V161H216ZM226 162V161H225ZM229 162V161H228ZM119 163V162H118ZM132 163V161H131ZM170 163V164H171ZM182 163V162H181ZM178 164L182 166V164ZM186 163V161L184 162ZM220 163V161H219ZM250 163V162H249ZM257 163V162H256ZM102 164V163H101ZM140 164V162H139ZM142 164V163H141ZM164 164V163H162ZM189 164V162L187 163ZM218 164V163H217ZM114 165V164H113ZM111 165V166H113ZM121 165V164H120ZM153 165V164H151ZM156 165V163H155ZM169 165V164H168ZM192 165V164H191ZM204 165V164H203ZM221 165V164H220ZM224 165V164H223ZM83 166V165H82ZM118 166V165H117ZM133 166V165H132ZM131 166V167H132ZM137 166V165H136ZM135 166V167H136ZM162 166V165H161ZM174 166L171 164L170 167H168L164 173H166V175H171L172 176L174 175L172 173V171L170 170V168ZM184 167L186 166L183 165ZM190 166V165H189ZM187 166V167H189ZM194 166V165H193ZM196 166V165H195ZM194 166V168H195ZM232 166L231 168H233V165H230ZM253 166V165H252ZM66 167H68V169H66ZM85 167V165H84ZM146 167V166H144ZM180 167V166H179ZM186 167V169H187ZM204 167V166H203ZM239 167V168H238ZM143 168V167H141ZM140 168V169H141ZM148 168V167H147ZM163 168V166H162ZM176 168V167H175ZM197 168V167H196ZM71 169L72 172L75 171L76 172V179L74 181H72L71 177H70V172H71ZM134 168H132L133 170ZM139 171H144V170H140ZM155 169H157L155 167ZM169 169V170H168ZM190 168H188L189 170ZM193 169V168H191ZM223 169V167H222ZM240 169L243 170L241 173H240ZM70 170V172H69ZM152 171H154L153 169H151ZM173 170V168H172ZM177 170V169H175ZM182 170V169H181ZM200 170V167L199 169ZM203 170V169H202ZM207 170V169H206ZM123 171V170H122ZM138 171V172H139ZM160 171V170H159ZM158 171V174L160 173ZM171 171V172H169ZM186 171V170H185ZM193 172V170H190ZM195 171V170H194ZM219 171V170H218ZM135 172V170L133 171ZM182 172V171H181ZM212 172V171H210ZM214 172V171H213ZM226 172V171H225ZM249 172V171H247ZM255 172V171H254ZM253 172V173H254ZM74 173V172H73ZM72 173V174H73ZM141 173V172H140ZM180 173V171H179ZM196 173V172H195ZM198 173H200V171H198ZM197 173V174H198ZM203 173V172H202ZM201 173V174H202ZM235 173V172H234ZM250 173V172H249ZM248 173V175H249ZM252 173V172H251ZM258 173V172H257ZM134 174V173H133ZM132 174V175H133ZM136 174V173H135ZM178 174V173H177ZM194 174V172H193ZM204 174L203 173V177H204ZM245 174V173H244ZM247 174V173H246ZM74 175V174H73ZM139 175V174H137ZM141 175V174H140ZM165 176V179H167V177ZM206 175V174H205ZM212 175V174H211ZM225 175V173H224ZM257 175V174H256ZM259 175V174H258ZM257 175V176H258ZM117 176V175H116ZM135 176V175H134ZM155 176V175H154ZM161 176H163L161 174ZM171 176V177H172ZM198 176V175H197ZM256 176V177H257ZM175 177V176H174ZM174 177H172L174 179ZM200 177V176H199ZM227 177V176H226ZM233 177V176H232ZM239 177V175H238ZM249 177V176H248ZM247 176L244 177L245 179V182L248 183V185L252 188H255L256 184L259 185V183H256L257 181L254 180V178H248ZM134 178V177H133ZM136 178V176H135ZM139 178H142L139 176ZM145 178V177H144ZM164 178V177H163ZM215 178V177H214ZM229 178V177H228ZM235 178V177H233ZM237 178V177H236ZM178 179V181H177ZM202 179V178H201ZM200 179V181H201ZM206 178H204L205 180ZM230 179V178H229ZM257 179V178H256ZM172 180V181H171ZM258 180V179H257ZM84 183H81L83 182ZM162 181V180H161ZM186 181V182H185ZM203 181V180H202ZM211 181V180H210ZM260 181V180H259ZM258 181V182H259ZM126 182V181H125ZM129 182V181H128ZM199 182V183H197ZM226 182V181H225ZM261 182V181H260ZM118 183V182H117ZM139 183V182H138ZM152 183V182H151ZM174 183L175 186L172 184ZM178 183V184H179ZM196 183V184H195ZM242 183V182H241ZM83 184H86L83 186ZM125 184V183H124ZM143 184V183H142ZM177 184V185H178ZM180 184L178 185V187L180 186ZM187 183V185H189ZM212 184V183H211ZM216 185V183H214ZM219 184V183H218ZM217 184V185H218ZM120 185V184H119ZM140 185V183H139ZM204 186L206 185L203 184ZM214 185V186H215ZM184 186V185H183ZM193 186V185H192ZM211 186V185H210ZM219 186V185H218ZM223 186V184H221L220 186V189H217L220 193L221 191L224 189V188H221ZM242 186V185H241ZM246 186V185H245ZM144 187V185H143ZM187 187V186H185ZM199 187V186H198ZM197 187V188H198ZM207 188L209 187L208 185L206 186ZM225 187V186H224ZM180 188V187H179ZM200 188H201V185H200ZM205 188V187H203ZM206 188V190H207ZM212 188H215V187H212ZM219 188V187H218ZM230 188V186H228V188L226 187V189L228 190ZM247 188V187H246ZM249 188V187H248ZM263 188V187H262ZM69 189H73V190H76L77 193L75 195V197H72V196H69L70 195V192H69ZM188 189V188H187ZM199 189V188H198ZM225 189V190H226ZM233 189V188H232ZM190 189H188L189 191ZM209 190V191H208ZM208 193L210 192V190L212 191V189H208ZM216 190V188H215ZM214 190V191H215ZM75 191V192H76ZM138 191V192H137ZM203 191V190H202ZM213 191V192H214ZM263 191V190H261ZM119 192V193H118ZM137 192V193H136ZM190 192V191H189ZM217 192V191H215ZM233 192V191H232ZM264 192V191H263ZM122 193V192H121ZM179 193V191L177 192V194ZM197 193V192H196ZM251 193V192H249ZM120 194V195H119ZM210 194V193H209ZM214 194V193H213ZM232 193L231 192H223L221 194V198L223 196L224 200L226 201L224 204H220V203H223L221 201V198H219L220 194L218 195L219 199V204L218 202L216 201V203L213 201L211 204H207V206H205L204 210L201 212L200 210L198 211L199 213H197L195 211V214L194 215L195 217H186L187 219H182V221H178V223L176 222V226L175 227H168V229L166 227H163L166 228L167 230L163 233H160L161 231H159L158 233L159 236L156 237V242L157 244L154 245L153 243H151V245L153 244L154 248L153 250L152 249H145L142 250L143 248H140L141 246L137 244V247H139L138 249H135V250H138L139 253L137 254H142L144 256L147 255V251L150 250V252L148 251V253L152 254L151 252H157L159 249L161 251V247H159L158 243L160 241H162L161 243H164V244H167V246H165V250L163 251L162 250V258H163V261L161 262L162 264H240V263H243L244 261L246 262V264L248 263L247 262V259L250 260V263L251 261H253L256 264H264V252L263 250H259L257 248H261V247H256L255 245H251L253 246L254 248L257 249V251H255L254 253V248L252 249L251 248V252L248 251L247 247H245V250H243V245H242V248L243 249H240L239 247H236L235 246V241H234V238H235V231L236 229H238V227L241 225V224H245L246 226L248 227H252L250 229H253V233H257L256 230L259 228V225L261 226V223H264V217H261L263 214H261L260 216V211L262 209V207H260V210H258V206H256V203L253 201V199L248 198V199H245L243 196H236V195H231ZM202 195V194H201ZM241 195V194H240ZM249 195V194H247ZM259 195V194H258ZM120 196V198H119ZM165 196V197H166ZM184 197V195H182ZM190 196V195H189ZM188 196V198H189ZM205 196V195H204ZM216 195L213 196V198H215ZM250 196V195H249ZM252 196V195H251ZM263 196V195H262ZM116 197V198H115ZM171 196H169V199H170ZM172 197H173V194H172ZM181 197V196H180ZM113 198H115V200H113ZM127 198V197H126ZM175 198V197H174ZM177 198V197H176ZM175 198V199H176ZM186 198V197H185ZM256 198V197H255ZM254 198V199H255ZM173 199V198H171ZM180 201H181V198H179ZM183 199V198H182ZM164 200V199H162ZM178 200V199H177ZM184 200V199H183ZM187 200V199H186ZM217 200V199H216ZM169 201V200H168ZM172 201V200H171ZM179 201V202H180ZM211 201H212V197H211ZM165 202V200H164ZM177 202V201H175ZM184 202V201H182ZM181 202V203H182ZM192 202V201H191ZM259 202V200H258ZM262 202V201H261ZM171 204V202H169ZM264 203V202H263ZM163 204V203H162ZM166 204L168 205V202H166ZM178 204V203H176ZM164 205V204H163ZM172 205V204H171ZM262 205V204H261ZM166 206V205H165ZM105 207V208H106ZM161 207V206H160ZM164 207V206H163ZM162 207V209H163ZM173 207V205H172ZM264 207V206H263ZM154 208V210H153ZM174 208V207H173ZM127 209V210H126ZM264 209V208H263ZM262 209V210H263ZM78 210V209H77ZM115 210V209H114ZM147 210V209H145ZM150 210L148 209L149 211V214L150 213ZM160 210V209H158ZM259 211V212H258ZM74 212V211H73ZM76 212V211H75ZM79 212V211H78ZM116 212V211H115ZM118 212V211H117ZM129 212V211H127ZM146 213V211H144ZM159 212V211H158ZM174 212V211H173ZM61 213V214H62ZM131 213V212H129ZM136 214V212H133ZM131 213V214H133ZM139 213V212H137ZM164 213V212H162ZM166 213V212H165ZM179 213V212H178ZM261 213H264L263 211ZM60 216V212L58 213ZM57 214V215H58ZM77 213H75L76 215ZM92 214V213H91ZM116 214V213H115ZM120 214V213H119ZM148 214V213H147ZM166 214H169L168 212ZM78 215V214H77ZM126 215H128L126 213ZM137 215V214H136ZM156 215V214H154ZM173 215V214H172ZM171 215V216H172ZM175 215V214H174ZM177 215V214H176ZM184 215V214H183ZM63 216V215H62ZM79 216V215H78ZM77 216V217H78ZM83 216V215H82ZM86 216V215H84ZM130 216V215H129ZM128 216V217H129ZM134 216V215H133ZM161 216V215H160ZM168 216L170 215H165V216H162L163 218L161 219L162 221L165 219L164 217H166L167 221L168 219L171 217L168 218ZM181 216V215H180ZM191 216V215H190ZM264 216V215H263ZM42 217V218H41ZM59 217V216H58ZM68 217V218H69ZM76 217V218H77ZM107 217V216H106ZM126 217V216H125ZM124 217V218H125ZM135 217V216H134ZM133 217V218H134ZM137 217V216H136ZM144 217V216H143ZM148 217V216H146ZM150 218L151 217H154V216H149ZM178 217V215L176 216ZM182 217V216H181ZM72 218V217H70ZM75 218V219H76ZM133 218L130 216L127 220V224L128 223H131L133 221ZM175 218V217H174ZM60 219V217H59ZM62 219V217H61ZM118 219V218H117ZM122 220V218H119ZM173 218H170V220H172ZM178 219V218H177ZM181 219V218H180ZM238 219L241 221H238ZM67 220V219H66ZM119 220V221H121ZM40 221V220H39ZM61 221V220H60ZM64 221V220H63ZM161 221V222H162ZM176 221V219L174 220ZM8 222H11V223H14L16 225L15 228H13L12 230L8 231V233L6 232L5 233H2L3 231H5L4 229L6 227H4V225ZM22 222V221H21ZM21 222L18 224L19 226H21ZM35 222V221H34ZM43 222V221H42ZM81 222V221H80ZM100 222V221H99ZM106 222V221H105ZM103 221V223H105ZM110 222V221H109ZM135 222V221H134ZM141 222V221H140ZM173 222V221H172ZM23 223V222H22ZM38 223V222H37ZM40 223V222H39ZM38 223V224H39ZM45 225H46V222H44ZM63 223V222H62ZM67 223V222H66ZM78 223V222H77ZM165 223H167L165 221ZM58 224V223H57ZM61 224V222H60ZM65 224V223H64ZM124 224V223H123ZM126 224V225H127ZM139 224V223H138ZM168 224V223H167ZM174 224V223H173ZM173 224L171 226H173ZM44 225V226H45ZM46 225V226H47ZM69 225V223H68ZM109 225V224H108ZM111 225V224H110ZM109 225V226H110ZM135 225V224H134ZM161 225V224H160ZM163 225V223H162ZM161 225V226H162ZM170 225V224H169ZM175 225V224H174ZM24 226V225H22ZM36 226V225H35ZM41 226V224L39 225ZM59 226V224H58ZM56 226V227H58ZM112 226V225H111ZM130 226V224H129ZM153 226V225H152ZM29 227V226H28ZM62 227V224L61 226H59V228ZM65 227V225H64ZM67 227V225H66ZM125 227V226H124ZM127 227V226H126ZM145 227V226H144ZM149 227V226H148ZM146 227V228H148ZM154 227V226H153ZM155 227H158L157 225ZM160 227V226H159ZM264 227V226H263ZM75 228V227H74ZM73 226H72V229H74ZM112 228V227H110ZM162 228V227H161ZM261 228V227H260ZM24 229V228H23ZM26 229V227H25ZM57 229V228H56ZM63 229V228H62ZM62 229H59V230H62ZM78 229V228H77ZM115 229V228H114ZM123 229V227H122ZM126 229V228H125ZM145 229V228H144ZM158 229V228H156ZM239 229H243L239 227ZM256 229V230H255ZM264 229V228H263ZM71 230V229H70ZM75 230V229H74ZM113 230V229H112ZM112 230L110 232H112ZM128 230V229H127ZM245 230V229H243ZM259 230V229H258ZM262 230V229H261ZM7 231V230H6ZM38 231V230H37ZM56 231V233H55ZM76 231V230H75ZM242 231V230H240ZM238 231V233L240 232ZM250 231V230H249ZM260 231V230H259ZM264 231V230H263ZM263 231H260L263 233ZM59 232V231H58ZM69 232V230H68ZM71 232V231H70ZM119 232V231H118ZM121 232V231H120ZM128 231L124 232V233H127ZM139 232V231H138ZM157 232V231H155ZM244 231L241 232V234L243 233ZM251 232L249 234H251ZM258 232V233H260ZM63 233V232H62ZM80 233V232H79ZM115 233V232H114ZM132 233V232H131ZM130 233V234H131ZM137 233V232H136ZM142 233V232H141ZM144 233V232H143ZM157 233V234H158ZM237 235H240L238 234ZM247 233V232H246ZM31 234V233H29ZM59 234V233H58ZM66 234L67 231H66ZM70 234V233H69ZM77 234H78V231H77ZM113 234V233H112ZM117 234V233H116ZM115 234V239L116 236L118 237L119 234L116 235ZM129 234V235H130ZM135 234V233H134ZM132 234V236L134 235ZM156 234V233H154ZM245 233H243L241 236H243ZM28 235V234H27ZM45 235V234H44ZM79 235V234H78ZM98 235V234H97ZM127 235V234H126ZM126 235L123 234V236L126 237ZM253 235V234H252ZM75 236V235H74ZM81 236V235H80ZM80 236H77L78 239H80L79 237ZM130 235V238L132 237ZM136 236V235H135ZM135 236H133L134 238H136ZM154 236V235H153ZM248 237H250L249 235H247ZM34 237V236H33ZM41 237V236H40ZM45 237V236H44ZM57 237H59L57 235ZM56 237V238H57ZM64 237V236H63ZM97 237V236H96ZM123 239V237L121 238L122 240H124V242L121 244V241H118L117 239V243L120 244V245H123L124 248H125V251H126V255L123 254V253H119L118 251H116L114 249L113 246H110L109 248H106V249H100V250H97L95 251L93 254H91L90 256V262H93L94 264H158V262L154 259V257L151 256V259L149 258L150 261L148 262H140L138 260V258L136 259V257H138V255L135 253L136 251H134L133 249V244L136 242V241H132V239H128L127 237ZM147 237V236H146ZM239 237V236H238ZM246 237V238H248ZM68 238V237H67ZM66 238V239H67ZM76 238V237H75ZM76 238V239H77ZM84 238V237H83ZM144 238V237H143ZM149 238V237H148ZM245 238V237H243ZM61 240L62 237L60 238ZM66 239L64 238V240L66 241ZM153 239V237H152ZM154 239H155V236H154ZM241 239V237L238 239V241ZM249 239V238H248ZM13 240V241H14ZM15 240V241H16ZM60 240V241H61ZM63 240V241H64ZM74 240V239H73ZM83 240V239H82ZM114 240V239H113ZM112 240V241H113ZM141 240V239H140ZM243 240V239H241ZM258 240V239H257ZM256 240L255 244L258 243ZM12 241V242H13ZM16 241V242H17ZM58 241V240H57ZM68 241V240H67ZM139 242V240H137ZM259 241V240H258ZM9 242V241H8ZM11 242V241H10ZM17 242V244H18ZM21 242V243H20ZM69 242V241H68ZM72 242V241H70ZM75 242V240H74ZM78 242V241H77ZM87 242V241H86ZM155 242V241H154ZM240 242V241H239ZM238 242V243H239ZM247 242V241H246ZM262 242V240H261ZM116 243V244H117ZM250 243L251 240H250ZM249 243V244H250ZM52 244V243H51ZM56 244V243H54ZM61 244V242H60ZM63 244V243H62ZM71 244V243H69ZM68 244V245H69ZM94 244V243H93ZM113 244V243H112ZM148 244V243H147ZM163 244V245H164ZM241 244H244V242ZM262 244V243H260ZM259 244V245H260ZM58 245V244H57ZM158 245V246H157ZM247 243L244 245L246 246ZM54 246V245H53ZM56 246V245H55ZM240 246V244H239ZM57 247H61V246H57ZM63 247H66L65 245H63ZM74 247V246H73ZM149 247V245H148ZM151 247V246H150ZM149 247V248H150ZM164 247V246H163ZM248 247L250 248V246L248 245ZM70 248V247H69ZM75 248V247H74ZM123 248V249H124ZM51 249V248H50ZM53 249V248H52ZM58 249V248H57ZM61 249V248H60ZM164 249V248H163ZM264 249V248H262ZM69 250V249H68ZM74 250V249H73ZM78 250V248H77ZM152 250V251H151ZM259 250V251H258ZM4 251V250H3ZM56 251V250H54ZM131 251H133L137 256L135 257V260L132 259L133 256L130 257H127L128 255L130 256V254L132 253ZM137 251V252H138ZM252 251L254 253V255H252V257L250 256V254H252ZM6 252V251H5ZM47 252V253H46ZM53 252V251H52ZM50 252V253H52ZM81 252H82V249H81ZM73 253V252H72ZM159 253V252H158ZM210 254L209 255V258L206 259V254ZM5 254V255H4ZM53 254V253H52ZM155 254V253H153ZM152 254V255H153ZM249 255L250 257L246 258V260H244V258L246 257L245 255ZM51 255V254H50ZM140 255V256H142ZM154 256V255H153ZM206 256V257H205ZM244 256V257H243ZM78 257V256H77ZM89 258V257H88ZM101 258H104L103 261H99V259ZM212 258V259H210ZM58 259V258H57ZM36 260V261H35ZM41 260V259H40ZM39 260V261H40ZM49 260V259H48ZM52 260V259H51ZM244 260V261H243ZM38 261V262H39ZM61 261V260H60ZM77 261V260H76ZM243 261V262H242ZM37 262V263H38ZM65 262V261H64ZM87 262V261H86ZM252 262V263H253ZM60 263V262H59ZM62 263V262H61ZM75 263V262H74ZM82 263V262H81ZM159 263V264H161ZM80 264V262H79ZM92 264V263H91Z\"/></svg>","mask_w":264,"mask_h":264}]
</instances>
